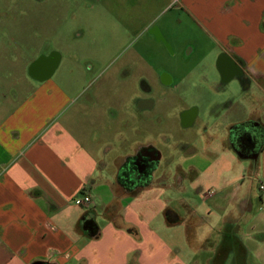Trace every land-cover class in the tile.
<instances>
[{"label":"crops","instance_id":"1","mask_svg":"<svg viewBox=\"0 0 264 264\" xmlns=\"http://www.w3.org/2000/svg\"><path fill=\"white\" fill-rule=\"evenodd\" d=\"M141 3L134 8L149 6L145 13L175 3L211 47L202 60L219 56L222 82L213 80L205 112L194 102L176 114L183 127L200 126L197 137L162 155L148 184L132 189L118 182L119 167L137 148L120 153L115 113H107L93 87L107 82L114 99L123 91L134 113L170 115L187 77L158 74L143 97L124 71L113 68L98 81L91 71L101 62L152 73L154 54L145 45L177 43L170 27L154 28V15L141 42L127 25L108 28L121 41L107 43L81 70L76 41L55 49L29 42L21 61L0 58V264H264V146L252 160L231 141L237 125L264 129V0ZM2 39L0 32V53L8 54ZM223 106L222 125L202 120ZM87 194L92 205L75 203ZM87 215L100 228L97 239L82 228Z\"/></svg>","mask_w":264,"mask_h":264},{"label":"rangeland","instance_id":"2","mask_svg":"<svg viewBox=\"0 0 264 264\" xmlns=\"http://www.w3.org/2000/svg\"><path fill=\"white\" fill-rule=\"evenodd\" d=\"M141 2L143 0H0L2 43L9 49L8 54L1 52L0 58L9 57L14 61H21L24 57L21 47L25 50V46L29 42L37 46L49 45L48 47L55 49L65 48L69 41H76L78 45L76 47L78 54H76L79 56L77 63L81 70L85 68L86 64H93V57L100 56V53L103 52L102 47L105 49L107 43L121 41L114 40L115 34H111L112 31L108 28L115 26L121 29L127 25L130 31L132 30V38L135 36V41L141 42L146 39H142V28L154 15V28L164 25L170 27L177 43L173 48H169L165 44L162 46L154 40L150 44H139L137 48L146 44L147 54H154L152 78L150 75L141 79L138 76L132 84L144 97L147 95L144 90L149 86L146 84L158 81V74H172L176 80H180L183 76L187 77L184 87L181 86L178 89L181 97L177 98L176 105L171 108L173 112L171 111L170 115H161L154 111L153 114H148V117H146L147 113H134L133 108L130 109L127 103L128 99L124 97L123 91H119L121 99H114L113 96H110L109 84L105 81L102 84L101 82L95 84L93 87L95 90L92 91L97 90V93H100L101 103L104 104L106 101L105 110L110 116L113 112L115 113V123L119 125L118 129L123 139L122 144L119 145L120 153L132 155L135 148L145 146L148 141H153L156 144V150L158 149L161 156L178 153L180 152V147H178L180 141L195 139L197 128L200 126L197 125L193 129L185 128L182 122H179L176 114L182 106H191L194 102L201 104L202 114L205 112L204 102L213 98L211 92L213 80H217L218 83L222 82L216 65L219 56L214 58V54L206 62L202 60L208 56L211 47L208 43L203 42L202 33L194 27L184 13H181L177 6L174 7L175 3L167 7V10L162 8V5H166V3H160L156 13H145L150 11L149 6L137 8V10L134 8L139 3L141 5ZM131 11H135V13H131ZM178 19L180 23H176ZM76 31L77 34L78 32H82V34L75 37ZM122 35L125 38V34ZM11 38H15V41L11 42ZM198 41L201 43L200 47L196 44ZM102 65L101 62H96L93 65L91 74L95 79L102 75L107 76L113 68H116V66L105 65L102 67ZM138 67L140 70V66ZM17 72L11 71L14 76L17 75ZM143 78L146 81H142ZM96 80L98 81V79ZM222 86L225 89V86ZM83 93L85 96V89ZM109 101H113L115 109L111 103L109 105ZM222 111H224V106L218 108V112L216 111L218 115L209 112L202 115V120L222 125L221 122L224 118V116L220 117ZM111 118L113 117L107 119V127L110 122H113ZM164 136L168 141L163 140Z\"/></svg>","mask_w":264,"mask_h":264},{"label":"flooded vegetation","instance_id":"3","mask_svg":"<svg viewBox=\"0 0 264 264\" xmlns=\"http://www.w3.org/2000/svg\"><path fill=\"white\" fill-rule=\"evenodd\" d=\"M158 40V38L156 37ZM160 40V39H159ZM138 66H116V69H119L121 71H124L129 77L130 80L135 81V78L138 76L140 79L142 77L150 75L152 77V73H149L145 71V68L138 69ZM40 69H46L40 68ZM225 75L227 76L228 69L224 67ZM161 74L160 76H162ZM142 81H146L144 78ZM118 87L117 89L120 90V86L118 84H115L113 88ZM145 92L148 90H144ZM144 92V93H145ZM149 92V91H148ZM191 113H187V118L190 116ZM256 132L253 130H250L246 133H240L237 135V142L238 146L242 149H249L252 150L253 147L256 145L255 136ZM160 154L156 148L145 145L140 146L136 149L134 154L132 156L127 157L124 159L123 163L121 164V167L118 169V176L121 177L124 181V185H126L128 188H137L140 186H143L145 184H148L152 178L155 172L158 170L160 165V160L157 161L156 155ZM161 156V154H160Z\"/></svg>","mask_w":264,"mask_h":264},{"label":"trees","instance_id":"4","mask_svg":"<svg viewBox=\"0 0 264 264\" xmlns=\"http://www.w3.org/2000/svg\"><path fill=\"white\" fill-rule=\"evenodd\" d=\"M250 130H253L256 132L255 140H256V145L253 147L252 150L249 149H242L238 146L237 142V135L240 133H246L249 132ZM231 141L233 143L234 149L243 157H249L252 158L254 155H258V153L261 151V149L264 146V129H262L259 126H256L255 124H241L237 125L233 128L232 130V135H231ZM118 182L121 184V186L126 187L124 185V181L121 177L118 178ZM172 222V221H171ZM82 228L85 230V232L90 236L92 239H97L100 236V228L96 224L93 218H91L89 215L84 216L82 221H81ZM34 264H49L45 262H37Z\"/></svg>","mask_w":264,"mask_h":264},{"label":"built area","instance_id":"5","mask_svg":"<svg viewBox=\"0 0 264 264\" xmlns=\"http://www.w3.org/2000/svg\"><path fill=\"white\" fill-rule=\"evenodd\" d=\"M261 189L264 190V185L261 186ZM75 203L77 205L90 206L93 204V199L90 195H85L81 198H78Z\"/></svg>","mask_w":264,"mask_h":264},{"label":"water","instance_id":"6","mask_svg":"<svg viewBox=\"0 0 264 264\" xmlns=\"http://www.w3.org/2000/svg\"><path fill=\"white\" fill-rule=\"evenodd\" d=\"M239 155H240V154H239ZM257 156H258V155L256 154V155H254L251 159H252V160H257ZM160 158H161V156H160V154L158 153V154L156 155V159H157V161L160 160Z\"/></svg>","mask_w":264,"mask_h":264}]
</instances>
